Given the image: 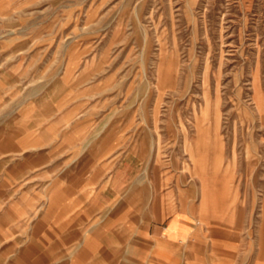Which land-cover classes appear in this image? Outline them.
Wrapping results in <instances>:
<instances>
[{"label":"rangeland","instance_id":"rangeland-1","mask_svg":"<svg viewBox=\"0 0 264 264\" xmlns=\"http://www.w3.org/2000/svg\"><path fill=\"white\" fill-rule=\"evenodd\" d=\"M0 87V117L77 130L100 177L130 154L134 187L202 185L210 233L264 254V0H0Z\"/></svg>","mask_w":264,"mask_h":264},{"label":"crops","instance_id":"crops-1","mask_svg":"<svg viewBox=\"0 0 264 264\" xmlns=\"http://www.w3.org/2000/svg\"><path fill=\"white\" fill-rule=\"evenodd\" d=\"M2 95L0 87V111ZM8 115L0 117V264H264L254 248L245 257L242 235L210 233L219 226L206 225L202 185L197 202L191 186L149 189L141 178L134 187L130 154L101 161L100 177L98 157L80 156L77 130L52 142L30 107ZM51 143L74 148L58 172ZM217 187L204 186L206 196Z\"/></svg>","mask_w":264,"mask_h":264},{"label":"bare ground","instance_id":"bare-ground-1","mask_svg":"<svg viewBox=\"0 0 264 264\" xmlns=\"http://www.w3.org/2000/svg\"><path fill=\"white\" fill-rule=\"evenodd\" d=\"M217 174H219V173H214L213 175L216 176ZM208 180H209V181H208ZM217 180H218V177L216 176V177L214 178V181H215V184H216V185L219 184V182H217ZM210 181H211V179H206V185H209ZM223 185H224V183H223Z\"/></svg>","mask_w":264,"mask_h":264}]
</instances>
